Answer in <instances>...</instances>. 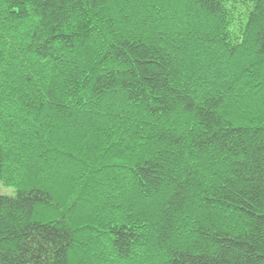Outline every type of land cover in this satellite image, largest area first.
Returning a JSON list of instances; mask_svg holds the SVG:
<instances>
[{
	"label": "trees",
	"instance_id": "16d2710c",
	"mask_svg": "<svg viewBox=\"0 0 264 264\" xmlns=\"http://www.w3.org/2000/svg\"><path fill=\"white\" fill-rule=\"evenodd\" d=\"M0 184V264H264V0H0Z\"/></svg>",
	"mask_w": 264,
	"mask_h": 264
},
{
	"label": "snow or ice",
	"instance_id": "6c2138e0",
	"mask_svg": "<svg viewBox=\"0 0 264 264\" xmlns=\"http://www.w3.org/2000/svg\"><path fill=\"white\" fill-rule=\"evenodd\" d=\"M168 108L172 111H190L191 109L197 107L196 102L192 99L190 94H182L177 92L170 99L166 100ZM163 106V105H162ZM161 139H167V137L162 136ZM177 143L179 141H176ZM75 205H72L74 207ZM71 211V208H69Z\"/></svg>",
	"mask_w": 264,
	"mask_h": 264
},
{
	"label": "rangeland",
	"instance_id": "374dc122",
	"mask_svg": "<svg viewBox=\"0 0 264 264\" xmlns=\"http://www.w3.org/2000/svg\"><path fill=\"white\" fill-rule=\"evenodd\" d=\"M0 193L1 194H6V195H14V194H16L14 188L5 187L2 184H0Z\"/></svg>",
	"mask_w": 264,
	"mask_h": 264
}]
</instances>
